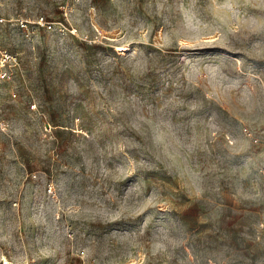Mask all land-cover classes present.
<instances>
[{
  "label": "rangeland",
  "instance_id": "374dc122",
  "mask_svg": "<svg viewBox=\"0 0 264 264\" xmlns=\"http://www.w3.org/2000/svg\"><path fill=\"white\" fill-rule=\"evenodd\" d=\"M0 15V264H264V0Z\"/></svg>",
  "mask_w": 264,
  "mask_h": 264
},
{
  "label": "built area",
  "instance_id": "2783aa9c",
  "mask_svg": "<svg viewBox=\"0 0 264 264\" xmlns=\"http://www.w3.org/2000/svg\"><path fill=\"white\" fill-rule=\"evenodd\" d=\"M6 22H11V23H16L19 24L21 27L27 28L28 27V21L26 18H16V17H4L0 15V23H6ZM38 25L52 28L54 23L52 22H47L43 16H41L37 20ZM61 23V22H60ZM0 63L2 64H15L17 63V57L12 55L10 52H8L5 48H3L2 44L0 43ZM246 131L251 134L248 129Z\"/></svg>",
  "mask_w": 264,
  "mask_h": 264
}]
</instances>
